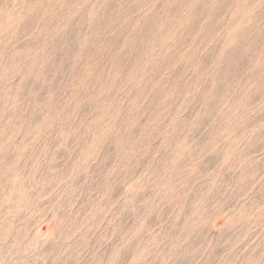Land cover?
I'll return each mask as SVG.
<instances>
[{
	"label": "rangeland",
	"instance_id": "obj_1",
	"mask_svg": "<svg viewBox=\"0 0 264 264\" xmlns=\"http://www.w3.org/2000/svg\"><path fill=\"white\" fill-rule=\"evenodd\" d=\"M0 264H264V0H0Z\"/></svg>",
	"mask_w": 264,
	"mask_h": 264
}]
</instances>
